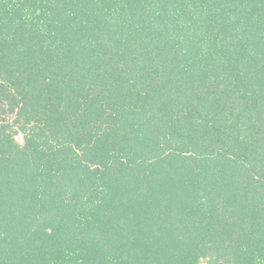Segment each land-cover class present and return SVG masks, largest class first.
<instances>
[{
	"label": "trees",
	"instance_id": "1",
	"mask_svg": "<svg viewBox=\"0 0 264 264\" xmlns=\"http://www.w3.org/2000/svg\"><path fill=\"white\" fill-rule=\"evenodd\" d=\"M0 264H264V0H0Z\"/></svg>",
	"mask_w": 264,
	"mask_h": 264
}]
</instances>
